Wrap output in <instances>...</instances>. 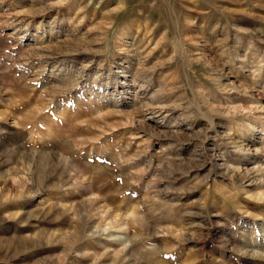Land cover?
Masks as SVG:
<instances>
[{
  "label": "rangeland",
  "instance_id": "obj_1",
  "mask_svg": "<svg viewBox=\"0 0 264 264\" xmlns=\"http://www.w3.org/2000/svg\"><path fill=\"white\" fill-rule=\"evenodd\" d=\"M0 264H264V0H0Z\"/></svg>",
  "mask_w": 264,
  "mask_h": 264
},
{
  "label": "bare ground",
  "instance_id": "obj_2",
  "mask_svg": "<svg viewBox=\"0 0 264 264\" xmlns=\"http://www.w3.org/2000/svg\"><path fill=\"white\" fill-rule=\"evenodd\" d=\"M115 226H121V229H124V227L128 228V222H124V221L123 222H119V221H117V224ZM122 244L126 246V240H123Z\"/></svg>",
  "mask_w": 264,
  "mask_h": 264
}]
</instances>
